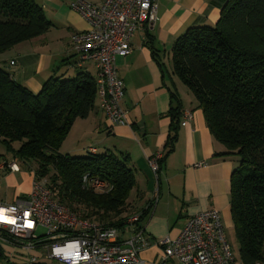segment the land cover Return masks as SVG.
Instances as JSON below:
<instances>
[{"label":"trees","instance_id":"16d2710c","mask_svg":"<svg viewBox=\"0 0 264 264\" xmlns=\"http://www.w3.org/2000/svg\"><path fill=\"white\" fill-rule=\"evenodd\" d=\"M50 27L36 0H0V54ZM171 66L194 96L214 139L224 147L221 155L239 160L230 175L238 260L264 264V0H226L214 25L189 28L176 39ZM170 98V132L159 170L173 150L180 121L177 93L170 90ZM96 102L95 77L87 71L49 78L33 93L0 67L1 142L37 177L57 187L67 206L75 203L84 218L120 228L136 184L128 155L88 151L71 156L58 151L74 121L86 118ZM85 173L106 182L108 191L83 187ZM139 211L141 225L148 207ZM1 250L0 246V255L7 257Z\"/></svg>","mask_w":264,"mask_h":264},{"label":"crops","instance_id":"0c3cea01","mask_svg":"<svg viewBox=\"0 0 264 264\" xmlns=\"http://www.w3.org/2000/svg\"><path fill=\"white\" fill-rule=\"evenodd\" d=\"M71 1L36 0L51 27L42 35L0 54V67L33 93H38L49 78H69L78 71L95 75L92 61L79 64L72 49L71 36L88 29V23L70 8ZM87 1L98 3L101 0ZM225 2L156 0V20L138 27L131 37L130 53L115 59L117 74L124 86L121 105L127 111L128 123L109 126L98 102L86 118H77L73 123H86L90 133L88 144L73 152L82 150L87 154L94 148L97 154L128 155V166L133 169L136 180L130 196L131 206L143 209L153 200L141 220L150 241L140 252L144 264H154L158 260L161 249L156 240L177 236L187 218L198 212L216 209L223 230H233L230 175L239 166V160L235 155H221L224 147L214 139L194 96L172 73L171 66L176 39L189 28L214 25ZM170 90L177 93L180 101V121L173 150L164 157L156 182L148 159L155 152L166 149L170 132ZM186 110L192 112V118L182 123ZM14 173H5L0 181L6 186H15L10 203L25 197L33 181L30 172L28 176L24 174L22 183H16ZM124 235L120 231L119 236ZM19 253L24 257L28 254Z\"/></svg>","mask_w":264,"mask_h":264},{"label":"built area","instance_id":"2783aa9c","mask_svg":"<svg viewBox=\"0 0 264 264\" xmlns=\"http://www.w3.org/2000/svg\"><path fill=\"white\" fill-rule=\"evenodd\" d=\"M71 9L77 11L88 23V29L71 36L72 49L78 63L92 61L95 69L97 102L104 112L107 124L125 125L127 111L122 107L124 95L122 80L118 77L115 59L131 51L133 32L144 23L156 20V0H72ZM12 63V62H11ZM182 123L192 118V112H183ZM89 151L94 152V148ZM163 150L149 159V168L157 182L158 162ZM200 165V164H198ZM33 181L29 193L12 203L0 202V233L11 242L8 247L15 263L33 262L42 246L44 253L61 264H144L140 252L150 241L139 225L141 211L128 216L118 228L97 220L84 218L61 201L58 188L47 178L36 176L29 167ZM0 170L18 172L16 158L0 163ZM82 186L96 192H107L109 185L103 180L85 173ZM149 201L148 210L152 206ZM45 232L38 235V228ZM120 231L126 235L120 237ZM161 253L154 264H241L225 238L223 226L216 209L198 212L187 218L177 236H164L155 241ZM1 243V242H0ZM19 250L28 253L24 257ZM19 256H17V255ZM5 256H9L6 252ZM13 256V255H12Z\"/></svg>","mask_w":264,"mask_h":264},{"label":"rangeland","instance_id":"374dc122","mask_svg":"<svg viewBox=\"0 0 264 264\" xmlns=\"http://www.w3.org/2000/svg\"><path fill=\"white\" fill-rule=\"evenodd\" d=\"M67 78V77H66ZM86 123H81L80 125H78V123L76 125H73V127L70 129L69 133L67 134V136L64 138V140L62 141L58 151L61 154H68L71 156H78V155H83V151H77L78 149H82L84 148L87 144L88 141H90V139L88 138V136L90 135V133L87 132V128H86ZM97 135V133H96ZM97 137V136H96ZM16 146V144H13ZM77 148L76 151L73 152V150ZM15 159L14 155L7 149V147L1 142L0 140V163H3L4 161H8L11 162ZM16 162L17 164L20 166V171L19 172H15L14 173V182L16 183H22L24 180V174H26V176H28V174H30V168L28 165H24L22 164L17 158H16ZM30 164L33 167H36V163L34 161H30ZM5 171L0 170V181H3V177L5 176ZM15 191V186H6L4 185L2 182H0V196L2 198L3 203H10L11 202V198L12 195ZM70 208H72L74 211H77L79 213H81V208L76 205L75 203H72L71 206L68 205ZM129 206V205H128ZM137 211V209L133 208L130 206V208H126V214H128V216L134 214ZM132 213V214H131ZM128 218V217H127ZM127 218H125L123 220V223L127 220ZM45 232L44 228H38V230L36 231V233L38 235H41ZM224 235L226 240L228 241L233 254L235 256L236 259H239V245H238V241L235 237L234 231L232 229H228L224 231ZM0 246L3 244L4 246H7L8 243L11 242V239L6 235V234H2L0 233ZM2 247V246H1ZM8 247V246H7ZM5 247V250H1L2 253H7L9 256L8 257H4L2 255H0V264H11V257H14V254L9 253V248ZM37 252L35 251V255H39L40 257L35 259L34 262L36 264H61L59 262H57L56 260H54L53 258L49 257L48 254L42 249V246H39L36 248ZM13 255V256H12ZM17 255V254H16ZM19 256V255H17ZM10 257V258H9ZM16 262L17 259L15 258Z\"/></svg>","mask_w":264,"mask_h":264}]
</instances>
